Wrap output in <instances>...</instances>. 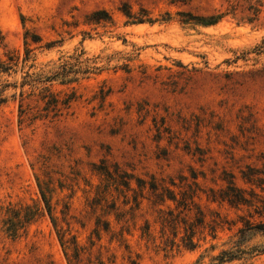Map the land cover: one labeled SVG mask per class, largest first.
I'll return each mask as SVG.
<instances>
[{
  "label": "rangeland",
  "instance_id": "374dc122",
  "mask_svg": "<svg viewBox=\"0 0 264 264\" xmlns=\"http://www.w3.org/2000/svg\"><path fill=\"white\" fill-rule=\"evenodd\" d=\"M0 60V264H69L59 228L79 264H217L244 228L223 264H264V0H0Z\"/></svg>",
  "mask_w": 264,
  "mask_h": 264
},
{
  "label": "trees",
  "instance_id": "16d2710c",
  "mask_svg": "<svg viewBox=\"0 0 264 264\" xmlns=\"http://www.w3.org/2000/svg\"><path fill=\"white\" fill-rule=\"evenodd\" d=\"M127 17L132 18V11L131 8L125 4L121 10ZM96 20H101V19H111V15L108 11L106 10H100V11H96L93 13L92 15ZM221 17V15H217V16H210V17H198L196 18L198 23H202L204 25H212L215 24L219 18ZM137 23H144L146 22L145 20H136ZM35 41H40L39 36H36ZM13 69V65H10L9 63H6L2 60H0V74L3 73H7L9 71H11ZM49 80H52L51 78H49ZM30 82H26L27 84H33V83H41L42 80H37V79H31L29 80ZM43 82V81H42ZM26 83H23V86L26 85ZM43 90L41 91V97L42 99H46L49 97V99L47 100V104H51L53 105V108L57 109V105H58V97L55 93L53 92H49L50 88L44 87L42 88ZM59 111V110H58ZM247 179H249L248 177H246ZM264 179V178H263ZM41 187V197L44 203V207L47 211V213L49 214L51 220L53 221L55 227L57 226V219L56 217H54V215L52 214V207H51V203H50V197L47 196V193L44 191V189H42ZM223 199L228 200L231 204H236V205H240V204H246V205H251V200H249L246 196V191L244 189H241L239 187H237L235 185L234 182H230L228 188L226 191L223 192ZM35 212H32V214H30V216H24L23 218H18L19 214L16 216L15 219H17V222H20L21 224H25L29 221H31L35 215L41 213L40 210H34ZM34 213V214H33ZM12 223V222H11ZM20 224V225H21ZM9 228L8 232L9 235L11 236H15L17 234V230L20 228V226H15L14 223L9 224V226H7ZM254 227H256L257 229L263 231L264 230V226L262 224H258L255 225ZM239 232L241 233L239 240H237L236 243H234V246L231 250H223L222 252H220L217 256H215L213 258L214 262L217 264H223L227 261H231V260H235L237 258L241 257V253L243 250H241V244H242V234H244V228H241L239 230ZM58 234L60 237V241L65 249V255L67 258V261L69 264H79L80 262V255H79V251H80V247L78 246L76 240H73V245H74V249H75V253L74 254H70L68 253V251L71 249V246H69L70 244L69 241H67L64 237V229L63 228H59L58 229ZM258 251L264 252V248L258 249Z\"/></svg>",
  "mask_w": 264,
  "mask_h": 264
}]
</instances>
